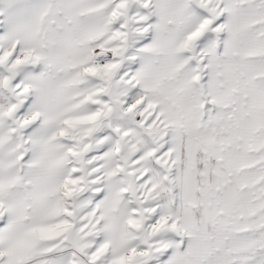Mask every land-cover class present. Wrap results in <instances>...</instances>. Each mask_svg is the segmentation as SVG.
<instances>
[{"label":"snow or ice","instance_id":"obj_1","mask_svg":"<svg viewBox=\"0 0 264 264\" xmlns=\"http://www.w3.org/2000/svg\"><path fill=\"white\" fill-rule=\"evenodd\" d=\"M0 264H264V0H0Z\"/></svg>","mask_w":264,"mask_h":264}]
</instances>
